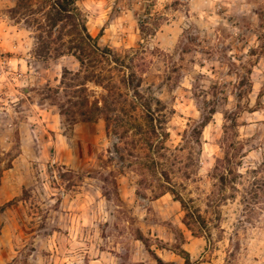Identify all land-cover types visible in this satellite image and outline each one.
I'll return each mask as SVG.
<instances>
[{
	"label": "rangeland",
	"instance_id": "rangeland-1",
	"mask_svg": "<svg viewBox=\"0 0 264 264\" xmlns=\"http://www.w3.org/2000/svg\"><path fill=\"white\" fill-rule=\"evenodd\" d=\"M15 3L0 0V264H264V0L77 1L124 62L96 63L105 90ZM163 194L182 206L149 204Z\"/></svg>",
	"mask_w": 264,
	"mask_h": 264
},
{
	"label": "trees",
	"instance_id": "trees-1",
	"mask_svg": "<svg viewBox=\"0 0 264 264\" xmlns=\"http://www.w3.org/2000/svg\"><path fill=\"white\" fill-rule=\"evenodd\" d=\"M77 1L79 0H16L15 6L9 10V13L12 17L19 15L24 18L37 15L38 19H33L35 28L48 38L47 42L42 45V49L48 52L53 44L52 50L56 55L68 53L73 56L78 64V70L72 75L73 79L82 78L85 82L100 86L103 90L106 87L111 88L112 86L108 85L111 84L109 81L111 77L107 78L95 71L96 63L112 62L123 67L124 62L112 56L108 49L99 48L96 37H92L86 30L84 21L75 5ZM66 26L69 28L68 30H65ZM140 31L142 32V30ZM53 32L57 33L56 37H52ZM63 74H68V71L64 70ZM104 80L107 81V85L102 84ZM83 91L84 89L78 90L80 95ZM79 107H81L79 115L82 120H91L88 116L92 109L87 107L84 97H82ZM94 110L99 111L100 109L95 105ZM1 171L0 169V174ZM174 201L179 202L182 206L179 198L174 196ZM2 210L3 207L0 208V211ZM158 262L162 263L160 259Z\"/></svg>",
	"mask_w": 264,
	"mask_h": 264
},
{
	"label": "crops",
	"instance_id": "crops-1",
	"mask_svg": "<svg viewBox=\"0 0 264 264\" xmlns=\"http://www.w3.org/2000/svg\"><path fill=\"white\" fill-rule=\"evenodd\" d=\"M168 200H170L171 202V206H172V208L174 209V210H177L178 209V206L176 205V201H174V200H171L170 199V197H168V195L167 194H163L162 196H160V197H158V198H156L154 201H151V202H149V204L150 205H152V206H155L156 204H158L160 201H164V202H167V203H169V201ZM176 214V213H175ZM175 219L177 220V215L175 216ZM176 220H174L173 221V223H175L176 222ZM170 222H172V221H170ZM158 226V225H157ZM158 228L160 229V230H162V229H165V226H163V224L161 223V224H159V226H158ZM159 238H163L162 236L161 237H159ZM195 240H197L196 238H194ZM164 242H165V239H162ZM193 243L194 242H191V243H189V244H185L184 245V249L186 250V252L189 254V256L190 257H192L193 256V254H192V245H193ZM161 251H163L164 252V254H162L160 251H158V257L159 258H167V259H169V260H172V257L170 256V255H165V250H161ZM165 255V256H164ZM163 260V259H162Z\"/></svg>",
	"mask_w": 264,
	"mask_h": 264
}]
</instances>
